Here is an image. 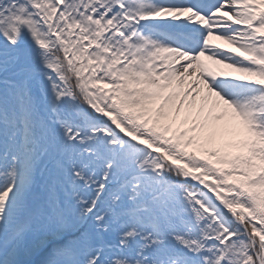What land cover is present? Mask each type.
<instances>
[{"label": "snow or ice", "instance_id": "6c2138e0", "mask_svg": "<svg viewBox=\"0 0 264 264\" xmlns=\"http://www.w3.org/2000/svg\"><path fill=\"white\" fill-rule=\"evenodd\" d=\"M0 264H264V0H0Z\"/></svg>", "mask_w": 264, "mask_h": 264}]
</instances>
